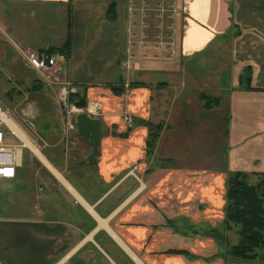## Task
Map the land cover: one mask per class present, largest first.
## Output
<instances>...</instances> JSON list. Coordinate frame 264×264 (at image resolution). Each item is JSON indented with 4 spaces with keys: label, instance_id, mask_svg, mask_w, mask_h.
Segmentation results:
<instances>
[{
    "label": "crops",
    "instance_id": "0c3cea01",
    "mask_svg": "<svg viewBox=\"0 0 264 264\" xmlns=\"http://www.w3.org/2000/svg\"><path fill=\"white\" fill-rule=\"evenodd\" d=\"M130 3L0 0V28L28 44L12 40L20 58L54 29L58 45L36 50L69 42L50 71L101 122L94 165L79 134L64 143L50 132L42 148L51 160L29 147L52 175L43 170L40 200L0 218V264H245L225 255L238 242L237 229L225 230L227 180L264 172V0H172L174 58H145L135 45V67L126 72L130 40L144 32ZM100 16L96 40L89 22ZM211 47L217 71L198 76L196 59L187 74L185 65ZM147 123L162 127L152 150Z\"/></svg>",
    "mask_w": 264,
    "mask_h": 264
},
{
    "label": "rangeland",
    "instance_id": "374dc122",
    "mask_svg": "<svg viewBox=\"0 0 264 264\" xmlns=\"http://www.w3.org/2000/svg\"><path fill=\"white\" fill-rule=\"evenodd\" d=\"M171 1L172 0H169L168 2ZM164 2L168 5L167 0H164ZM137 3V8H140V10L135 16L136 24L137 26L138 23L141 24V26L147 25L149 27L147 30L150 31L149 36L152 40L162 24L159 15L160 8L158 6L163 3V0H147L146 7L143 6L141 1ZM165 20L167 25H170L172 22V16L166 15ZM61 22L60 18L54 19V24L57 28L61 25ZM103 23H105V21L104 19L101 20V16L94 17L89 22V25L92 27V36L96 40L98 38V30H96V27L98 24L103 25ZM0 34L5 37L6 41L5 42L0 37V98L5 104L6 111L8 112L12 123L14 125L16 124L15 126L20 132H24V136L26 135L25 137L33 147L40 152L43 158L45 156L51 160L49 152L44 150L42 146L50 143L51 138L54 137L53 135H56V141L64 140V143H66V141L70 143L71 140L77 142L76 138L79 137L76 128V119L73 120L74 129H70L67 118L64 116L66 107L64 108L65 102L62 101L61 97L64 92H62V88L65 87V83L57 80L54 71L49 70L46 72H37L26 68L24 66L23 58H20L19 53L13 47L14 42L19 43L20 41L15 38L12 30H8L2 26V28H0ZM58 37L59 30L54 29V31H51L50 33L48 32L43 37L42 43H45L44 45L47 44V46L58 45ZM42 43L41 41L34 40L30 43L29 47L36 50L34 47L39 48L37 44L42 45ZM20 44L28 46V44H23L21 42ZM48 48L49 47L43 49V51L48 50ZM149 50H152V48ZM215 51L216 49L211 47L204 54L192 58L193 60L191 59V63L189 62L185 65L186 73L193 74L190 68L193 66V63L197 61H202V63H200L201 65L198 66L199 69L194 72L197 73L198 76H203L204 73L208 74L211 71H217L221 64H213ZM128 57L129 54L127 53L124 66L126 72H128ZM146 57H154V54L149 52L146 54ZM57 61L61 63L59 58ZM134 67L135 65L133 61V68ZM193 67L195 68L197 66L194 65ZM102 75L103 77H107L105 72H102ZM100 77L101 74L96 72L94 79ZM163 79L156 78L157 81H164L165 79ZM13 90L15 92V97L14 99H9L7 94ZM18 92L20 96L17 94ZM66 105H69V103H66ZM52 131L53 133L51 134L53 135L50 134ZM226 136L227 135L222 132L219 133V138H215V152L223 149ZM6 143L11 145H21V141L11 134L6 138ZM36 156L37 154L27 146L24 150L23 164L18 170L16 179L0 181V218L15 215L16 207L19 206V204H27L28 206L32 205L40 200L41 196L45 195V193L38 192V189L45 185L43 170L48 176L49 174H52L44 165L46 163H44L39 156H37L38 158ZM218 165H225V161L220 160ZM251 182L255 183L256 178L252 176ZM35 191H37L38 194L34 199ZM3 226L4 223L0 221V229Z\"/></svg>",
    "mask_w": 264,
    "mask_h": 264
},
{
    "label": "built area",
    "instance_id": "2783aa9c",
    "mask_svg": "<svg viewBox=\"0 0 264 264\" xmlns=\"http://www.w3.org/2000/svg\"><path fill=\"white\" fill-rule=\"evenodd\" d=\"M147 0H142L143 6L146 7ZM138 0H131L129 12L131 16H136L140 8H137ZM161 3L158 7L160 8L159 15L162 21V24L159 28V31L154 35V39H150L147 25L143 26L144 32L140 37H133L130 40V51H129V61L127 64V70H130L133 67L134 56L132 55V47L139 45L143 49V57H146V54L151 52L154 54V59L163 61L165 59L172 60L175 56V28L174 22L175 18L178 15V9L176 6L167 1L164 4ZM167 6V8H166ZM166 15L172 16V22L170 25L166 23ZM135 38V39H134ZM152 41V42H151ZM152 50H149L151 49ZM21 55L25 64L37 71L45 72L57 66L58 58L63 59V55H50L47 50H33L31 48L21 50ZM71 92L64 91L62 93V101L65 102L64 116L67 118L68 125L70 129H74L73 120L76 119V116L85 112L83 109L77 108L74 104L69 102V95ZM69 103V105H66ZM10 119L8 112L6 111L5 104L0 98V181L5 180H14L18 175V170L23 164L24 150L27 147L24 141L19 137L17 132L10 126ZM127 125L131 128L133 127L132 118L128 117L125 119ZM16 125V124H15ZM17 137L21 141V145H11L6 143V138L9 135ZM26 136V135H25Z\"/></svg>",
    "mask_w": 264,
    "mask_h": 264
},
{
    "label": "trees",
    "instance_id": "16d2710c",
    "mask_svg": "<svg viewBox=\"0 0 264 264\" xmlns=\"http://www.w3.org/2000/svg\"><path fill=\"white\" fill-rule=\"evenodd\" d=\"M68 47L69 42L62 47L49 48L47 52L50 55H67ZM17 94L20 96L19 92ZM7 97L14 99V90ZM69 102L80 109L87 106L86 100L78 95L70 94ZM147 125L151 130L148 147L152 150L160 137L162 127L151 123ZM252 176L256 178L255 183L251 182ZM226 197L225 230L237 229L238 242L230 245L225 255L245 264H264V172L252 175L243 171L231 173L227 180Z\"/></svg>",
    "mask_w": 264,
    "mask_h": 264
},
{
    "label": "water",
    "instance_id": "95a60500",
    "mask_svg": "<svg viewBox=\"0 0 264 264\" xmlns=\"http://www.w3.org/2000/svg\"><path fill=\"white\" fill-rule=\"evenodd\" d=\"M76 128L79 136L92 148V153L88 157V163L90 165L96 164L101 145L100 120L92 118L87 112H81L76 117Z\"/></svg>",
    "mask_w": 264,
    "mask_h": 264
},
{
    "label": "bare ground",
    "instance_id": "6f19581e",
    "mask_svg": "<svg viewBox=\"0 0 264 264\" xmlns=\"http://www.w3.org/2000/svg\"><path fill=\"white\" fill-rule=\"evenodd\" d=\"M9 124H10V126L17 132V134L19 135V137L24 141V143H25V145L26 146H28V147H31V143L29 142V140L26 138V137H24L20 132H19V130L17 129V127L12 123V122H10L9 121Z\"/></svg>",
    "mask_w": 264,
    "mask_h": 264
}]
</instances>
